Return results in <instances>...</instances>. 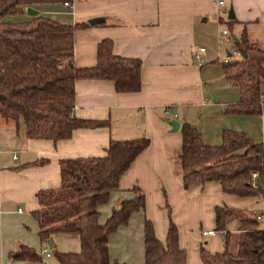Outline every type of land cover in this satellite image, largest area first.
<instances>
[{
    "label": "crops",
    "instance_id": "0c3cea01",
    "mask_svg": "<svg viewBox=\"0 0 264 264\" xmlns=\"http://www.w3.org/2000/svg\"><path fill=\"white\" fill-rule=\"evenodd\" d=\"M217 2L79 0L71 8L61 4L44 8L50 18L65 24L104 20L105 25L76 33L75 65L96 66L98 45L112 40L117 54L142 61V89L118 93L109 81H78L75 116L108 121L110 125L78 129L71 139L57 143L29 139L22 120L18 128L15 122L0 117V264L31 263L18 257L21 246L35 250L46 246L39 239L40 227L33 212L39 208V191L60 187L61 161L102 157L111 141L150 140L149 147L121 178L120 191L112 193L109 202L100 208L103 224L122 201L134 197L135 186L145 194V212L134 214L129 225L111 238L112 260L145 264L146 218L153 223L158 239L166 243L167 204L188 264H203V245L211 253L222 251L223 234L220 240L218 235L204 236V232L216 231L217 206L264 216V210L258 208L262 198L226 194L219 182L197 183L186 189L176 164L183 145L181 125L185 122L195 125L212 146L222 143L226 129L245 132L256 143H264V116L234 118L226 113V107L240 99L239 89L225 79L222 67L233 54H227L223 61L220 50L209 47L216 39L211 30L220 29L231 7L236 15L233 29L237 27V38L246 29L249 40L264 47V0H224V7ZM200 48L207 49L202 66L195 60ZM168 106L178 114L177 132L172 131L171 120L164 116ZM42 160H48L47 164H35Z\"/></svg>",
    "mask_w": 264,
    "mask_h": 264
},
{
    "label": "trees",
    "instance_id": "16d2710c",
    "mask_svg": "<svg viewBox=\"0 0 264 264\" xmlns=\"http://www.w3.org/2000/svg\"><path fill=\"white\" fill-rule=\"evenodd\" d=\"M79 0H0V117L19 128L24 122L29 139L57 143L72 138L78 129H98L108 121L80 119L75 116L78 81H109L118 93H137L142 89V61L116 53L112 40L98 45L97 64L92 68L75 65V36L90 23H61L39 15L28 21L12 22L8 17L24 14L27 8L44 4ZM231 27L236 19L229 20ZM100 20L97 25H105ZM235 51L222 64L225 79L240 92L236 104L226 107L229 115L264 116V47L251 42L247 30L235 40ZM183 145L176 164L184 187L219 182L224 193L241 198L264 197L263 186H253V173L264 184V143H256L246 133L226 129L222 143H206L202 132L191 123H182ZM150 145L148 138L111 141L102 157L62 160L61 185L37 193L39 208L33 212L38 222L41 243L49 247L59 236L79 237L77 253L51 252L59 264H124L110 256L111 238L132 216L145 212L146 198L139 186L134 197L122 201L111 217L100 222V208L112 193L120 191V180L136 158ZM48 160L35 162L45 165ZM169 229L162 243L151 220L145 219V264H188L187 252L181 248L179 230L167 204ZM216 231L223 233V249L211 253L204 245L203 264H264V227L247 211L224 206L215 208ZM233 221L240 223L236 236L229 231ZM19 258L42 262V254L22 245Z\"/></svg>",
    "mask_w": 264,
    "mask_h": 264
},
{
    "label": "rangeland",
    "instance_id": "374dc122",
    "mask_svg": "<svg viewBox=\"0 0 264 264\" xmlns=\"http://www.w3.org/2000/svg\"><path fill=\"white\" fill-rule=\"evenodd\" d=\"M46 6H54L53 4H44V5H37L34 6L32 9L40 12L41 15H44L46 17H51L50 14H46L44 11V8ZM59 6V5H56ZM28 9H26V12L24 14H20L17 16H11L8 17L7 20H10L12 22H23V21H28L31 17L28 14ZM237 27H231L230 23H229V18L228 15L225 17L223 24H221L220 29L218 30L217 28H213L211 30V35L215 36V43L214 44H209V47L211 49H219L220 50V56L221 59H223V61L225 60V57H227V54L231 53L234 56H237V58H240L241 55L238 54L235 49H234V44H235V40L238 39V34L236 32ZM223 31H228L229 35L227 37H222L223 35ZM259 30L256 29L255 31V35L257 37H259ZM263 92H264V87H263ZM241 117H245V116H241V115H234V118H241ZM248 117H255V116H248ZM248 120V119H247ZM262 132L264 133V131L262 130ZM245 133V132H244ZM260 176L257 178L258 182L260 184H262L260 182ZM262 180L264 181L263 177H261ZM264 184H262L261 186H263ZM264 190V189H263ZM259 211L264 210V197L261 200V203L258 205ZM247 211V210H245ZM258 211V213L260 214V212ZM247 214L253 218H256V216L258 214H256L255 212H249L247 211ZM259 222V221H258ZM262 227L263 224L259 223ZM240 226V223L238 221H234L229 225V231L232 233V236H236V230L238 229V227ZM222 234L220 235L218 233V239L220 240ZM55 245H56V249L59 252L62 253H77L80 252L81 250V243H80V239L79 237L76 236H71V237H66V236H59L56 241H55ZM223 248V240L221 238V245H220V249ZM37 253L42 254V258L43 261L42 262H31V263H26V264H59L57 258L55 257V255L51 252L50 247L44 246L43 248H41V246H38L36 249ZM46 252H48L51 257H47Z\"/></svg>",
    "mask_w": 264,
    "mask_h": 264
},
{
    "label": "built area",
    "instance_id": "2783aa9c",
    "mask_svg": "<svg viewBox=\"0 0 264 264\" xmlns=\"http://www.w3.org/2000/svg\"><path fill=\"white\" fill-rule=\"evenodd\" d=\"M217 3H218L219 7H224L225 6L224 0H218ZM64 5L66 7H68V8H70V5L68 3H65ZM228 35H229L228 31H223L222 37H227ZM206 52H207L206 48H200L199 51L195 54V60L198 62V64L200 66L205 64V59H204L203 55ZM164 116L167 117L170 120H177L178 119V114L176 112V109H174L173 106L166 107L165 112H164ZM258 177H259L258 173H253L252 174L253 186L255 188H258V187H260L262 185V184H260L258 182V180H257ZM263 189H264V185H263ZM256 219L259 222H262L263 227H264V216L263 215H257ZM218 233H220V232H217V231L204 232V236H207V235L215 236V235H218ZM220 234H223V233H220ZM46 255H47L48 258L51 257V255L48 252H46Z\"/></svg>",
    "mask_w": 264,
    "mask_h": 264
},
{
    "label": "water",
    "instance_id": "95a60500",
    "mask_svg": "<svg viewBox=\"0 0 264 264\" xmlns=\"http://www.w3.org/2000/svg\"><path fill=\"white\" fill-rule=\"evenodd\" d=\"M28 14H29L30 17H37V16L40 15V12H38V11L32 9V8H29V9H28ZM228 18H229V20H234V19H236V15H235V13H234V8H232V7H231V9H230V11H229V16H228ZM99 21H100V20H92V21L90 22V24H91L92 26H95V25L98 24ZM230 58H231V55H230ZM169 124H170V126L172 127V131H173V132H177V131L180 129V122H179L178 120H171V121H169ZM48 244H49L50 249H52V248H54V247L56 246V245H55V242H54L53 239H51V240L49 241ZM16 257H17V256H16Z\"/></svg>",
    "mask_w": 264,
    "mask_h": 264
}]
</instances>
